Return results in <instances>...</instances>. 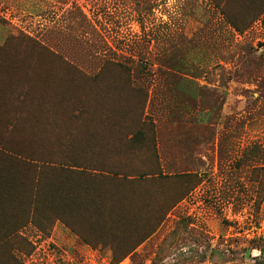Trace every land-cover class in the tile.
I'll return each mask as SVG.
<instances>
[{
    "label": "rangeland",
    "instance_id": "obj_1",
    "mask_svg": "<svg viewBox=\"0 0 264 264\" xmlns=\"http://www.w3.org/2000/svg\"><path fill=\"white\" fill-rule=\"evenodd\" d=\"M0 24L30 110L0 116V264H264V0H0Z\"/></svg>",
    "mask_w": 264,
    "mask_h": 264
},
{
    "label": "trees",
    "instance_id": "obj_2",
    "mask_svg": "<svg viewBox=\"0 0 264 264\" xmlns=\"http://www.w3.org/2000/svg\"><path fill=\"white\" fill-rule=\"evenodd\" d=\"M9 41H8V44L10 43H13L15 45H18V46H23L24 43H25V39H24V36H12L10 38H8ZM37 42V43H36ZM36 42H32L31 44V47L32 49H37L38 48V41ZM40 44V43H39ZM42 45V44H41ZM43 46V45H42ZM41 46V48H42ZM6 47L0 49L2 50L0 52V70H5V65H3V63L5 62V58H4V55H3V52L6 51ZM67 60V59H66ZM110 63H116V64H119L118 62H111V61H107L105 62L106 66L109 65ZM112 65V64H111ZM104 66V67H106ZM103 67V68H104ZM101 68V70L103 69ZM0 71V73L2 72ZM100 72V71H99ZM4 81L2 78H0V84L1 82ZM132 84V83H131ZM3 86L0 85V88H2ZM138 88L140 87H137L135 86L134 87V90L137 91ZM25 97H27L26 95H22V93L20 91L16 92L14 94V96H0V116H3L4 113H8L10 112L11 114V111H12V108L10 109L8 107L7 102L9 101H14L16 103V109H17V112L14 113V114H11L10 115H7V118L6 119V123L4 126H2V131L4 133V131L7 130V128L9 127V124L11 123V121H13L14 119L18 118V119H21L23 116V112L25 111L26 113L30 112V110L28 108L25 107V105L22 104V102L26 99ZM2 103H5L4 105H2ZM14 115V116H13ZM3 149L4 151L7 150V148L5 147V144L2 142H0V150L1 152H3ZM38 163H40V166H50L48 163H45V162H40L39 160L36 161ZM46 164V165H45ZM52 166V165H51ZM74 169H79L80 170V173H83V178L87 180V183H89L90 185H93L94 181L96 182H101V183H106V180L104 178V176H111V177H115V176H119V177H124L123 174H116V172H113V170H103L104 168H90V167H86L84 165H80V164H75V166H73ZM44 168V167H43ZM162 173H160L159 175H161ZM176 177L174 178H194L196 177V175H191V174H184V175H180V174H175ZM69 184H66L65 186H67ZM72 188L70 187H64V186H58V187H54L53 185L50 186L46 191L43 192V198H49V199H52V200H58V201H61L63 200L62 202H64V204H66L65 200L68 201L67 204H69L70 201L72 200H69L68 198H70V190ZM73 190H76L77 192V189H73ZM80 192V191H79ZM77 197L79 196L78 192H77ZM72 197H75L72 196ZM76 197V198H77ZM75 198V199H76ZM74 199V200H75ZM16 200V198H15ZM33 207H34V204H33ZM160 213V214H159ZM121 219L120 220H123L122 223L124 224L126 220H129L128 219V216L123 214L121 215ZM164 215L163 213L161 212H157L155 218H154V223L152 224V226L147 229H145L143 232H137L136 234H132L129 236V245H127L125 248H124V251H123V254H121V257H126L128 256L130 253H132L137 246H139L141 243H143L146 239H148L153 233L154 231L156 230V228L158 227L159 223L161 222V220L163 219ZM74 225H76L74 223ZM75 228V227H74ZM76 229V228H75ZM142 231V230H141ZM118 246H119V240L116 239V241L113 243V250H114V254L116 256H118L119 254V250H118Z\"/></svg>",
    "mask_w": 264,
    "mask_h": 264
},
{
    "label": "crops",
    "instance_id": "obj_3",
    "mask_svg": "<svg viewBox=\"0 0 264 264\" xmlns=\"http://www.w3.org/2000/svg\"><path fill=\"white\" fill-rule=\"evenodd\" d=\"M8 37V32L3 24H0V44H3Z\"/></svg>",
    "mask_w": 264,
    "mask_h": 264
}]
</instances>
